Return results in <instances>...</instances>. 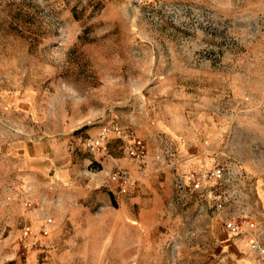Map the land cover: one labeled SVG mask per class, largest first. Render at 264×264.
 <instances>
[{
  "label": "rangeland",
  "instance_id": "1",
  "mask_svg": "<svg viewBox=\"0 0 264 264\" xmlns=\"http://www.w3.org/2000/svg\"><path fill=\"white\" fill-rule=\"evenodd\" d=\"M233 216L264 239V0H0V264H236Z\"/></svg>",
  "mask_w": 264,
  "mask_h": 264
},
{
  "label": "built area",
  "instance_id": "2",
  "mask_svg": "<svg viewBox=\"0 0 264 264\" xmlns=\"http://www.w3.org/2000/svg\"><path fill=\"white\" fill-rule=\"evenodd\" d=\"M116 136L124 142L125 150L130 158L138 161L145 160L148 153L145 141L135 130L124 128L119 123L104 124L99 130L85 138L84 146L92 154L108 155L110 153L111 140ZM224 173V167L216 166L210 174L215 179H221ZM111 177L119 193H128L135 187V179L127 168L116 166L112 170ZM207 178L208 175L206 173H201L198 170H191L183 175L186 186L192 189L204 187ZM220 196L219 194L218 197ZM50 221L51 219L43 226L45 233L48 232ZM225 226L233 234L244 235L255 227V222L253 220H240L237 216H233L226 221ZM29 232L30 227H27L25 234L27 235ZM249 249L254 253L257 261L260 264H264V239L250 237Z\"/></svg>",
  "mask_w": 264,
  "mask_h": 264
},
{
  "label": "crops",
  "instance_id": "3",
  "mask_svg": "<svg viewBox=\"0 0 264 264\" xmlns=\"http://www.w3.org/2000/svg\"><path fill=\"white\" fill-rule=\"evenodd\" d=\"M228 233L229 235L224 233L223 240L226 242L228 241L227 244L229 246L234 245L236 248V250L230 251L231 254L229 255V258H234L235 261L237 262L236 264H260L255 258L254 253L251 252L249 249L247 250L244 247L246 240L248 241V236H251V234L250 235H236V234L231 233L230 231H228Z\"/></svg>",
  "mask_w": 264,
  "mask_h": 264
}]
</instances>
